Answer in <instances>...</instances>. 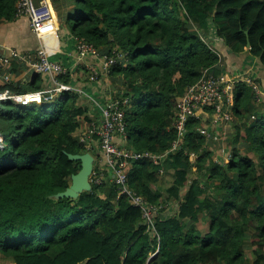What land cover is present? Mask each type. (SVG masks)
<instances>
[{
	"label": "trees",
	"instance_id": "1",
	"mask_svg": "<svg viewBox=\"0 0 264 264\" xmlns=\"http://www.w3.org/2000/svg\"><path fill=\"white\" fill-rule=\"evenodd\" d=\"M16 1L0 0V24L15 19ZM49 1L78 40L116 59L106 76L113 95L129 99V150L167 153L163 168L172 181L164 198L152 189L162 164L142 160L127 170L129 189L159 206L153 230L126 196L116 199L114 182L57 198L80 169L67 154L87 153L73 137L81 118L89 122L86 108L72 91L39 105L1 101L0 264H264V110L254 106L253 89L241 83L235 90L225 162L212 159L214 136L197 131L208 124L202 118L188 121L170 152L177 100L218 60L201 35L212 25L228 47L248 42L264 66V0ZM37 80L25 89L0 82V92H37Z\"/></svg>",
	"mask_w": 264,
	"mask_h": 264
},
{
	"label": "built area",
	"instance_id": "2",
	"mask_svg": "<svg viewBox=\"0 0 264 264\" xmlns=\"http://www.w3.org/2000/svg\"><path fill=\"white\" fill-rule=\"evenodd\" d=\"M15 17H24L28 21L29 29L38 40L55 30L56 17L54 9L49 0H17L15 4ZM76 50L79 58L93 57L102 64V70L107 74L108 69L116 62L113 56H104L95 47L77 39ZM13 65H23L30 68L33 74H49L53 78V86L49 90L30 92L26 94L11 93L8 89L0 92V102L10 100L20 106H27L30 103L41 104L56 98L61 92L72 91L69 85L60 83L59 79L67 75V70L61 64L48 59L46 50L41 47L35 52L21 53L17 50L8 52L6 57H0V81L9 84L10 76L8 69L12 70ZM90 80L94 81L97 76L96 71L90 67ZM243 81V82H242ZM250 86L255 93V100L259 90L249 79L239 77L220 76L213 74L211 69L202 72L196 83L187 87L185 93L180 97L175 105V116L173 117L171 128L176 131L177 140L172 143L170 152H174L181 145V140L187 133L186 127L190 119L202 118L208 124L202 126L197 131L205 137L219 139V132L211 135L213 127L229 125L235 121L233 114L235 90L239 84ZM128 98H112L103 103L93 102L97 116L89 118L88 127L82 131L76 130L73 137L86 150L90 152L93 145L98 148L101 157L105 161V168L100 172L92 173L89 176L91 186H98L106 181L115 183L118 188L117 199L126 196L134 207L142 212V217L148 227L153 230V217L157 214L159 206L148 204L140 196L135 195L127 184V170L134 162L150 160L153 164L161 163L166 154L151 155L132 153L129 150L126 128L125 109L129 107ZM209 110L211 112H209ZM254 116H251V120ZM211 130V132H209ZM96 136V142L93 141ZM197 155L189 154V160L194 161ZM101 161V160H99ZM93 169L98 166L97 161H93ZM158 242V241H157ZM158 246V245H157ZM157 250L150 255L152 258Z\"/></svg>",
	"mask_w": 264,
	"mask_h": 264
},
{
	"label": "crops",
	"instance_id": "3",
	"mask_svg": "<svg viewBox=\"0 0 264 264\" xmlns=\"http://www.w3.org/2000/svg\"><path fill=\"white\" fill-rule=\"evenodd\" d=\"M65 4L66 2L63 3V9L70 7H65ZM55 17V30L43 36L42 40H38L31 32L28 21L24 17H15L12 22L0 24V57H6L8 52L12 50L25 53L35 52L37 49L43 47L46 50L49 60L57 62L66 68V79L68 83L65 85H69L73 89L72 92L78 95V104L86 108L84 116L89 120L90 116H97L93 102L103 103L112 98L115 91L112 89L113 87L108 77L102 70V64L98 60L93 57H78L76 50L77 38L73 34L72 28L66 21L65 16L62 13L59 15L55 12ZM204 34L205 35H201L204 42L218 58L214 66L215 70L211 69L212 73L219 74L220 76L225 75L232 78L239 77L252 81L259 90V94L257 95L258 103H255L254 106L257 109L264 110V66L260 63L259 59L251 56L249 48L247 47H242L240 45L234 47L226 46L223 40L216 36L212 25ZM90 67L97 73L94 81L89 79L91 76ZM7 71L10 76L9 84L12 83L16 87L19 85L21 89H25L35 75L38 76L36 85L40 86L39 91L49 90L53 86V78L51 75L33 74L30 68L26 66H23V69L19 71L11 69ZM214 71L218 72L214 73ZM234 123L235 122L213 128H218L219 132L220 130L227 131V129L229 130L234 127ZM79 124V131L88 127V124L83 118H81ZM231 130L233 131V129ZM88 153L93 156L94 161H97L100 169L104 170V174H107V169L104 166L105 161L101 157L98 148L93 145V148ZM159 164H162V167L157 173L159 180L152 186V189L164 194L161 190V176L166 175L172 177L173 172L167 168H163V161ZM171 181L172 180H170V183ZM163 196L165 197V195ZM169 203L171 204V201H169L168 204ZM171 208L172 206L168 205L167 212H172L173 210H171ZM202 225L206 226L203 224V221Z\"/></svg>",
	"mask_w": 264,
	"mask_h": 264
},
{
	"label": "water",
	"instance_id": "4",
	"mask_svg": "<svg viewBox=\"0 0 264 264\" xmlns=\"http://www.w3.org/2000/svg\"><path fill=\"white\" fill-rule=\"evenodd\" d=\"M245 35L247 36V32H245ZM246 47L249 48L248 42L246 43ZM67 157L73 162H78L80 169L77 174L71 176L69 187L64 192L56 195V197L76 199L81 193L91 190L88 179L93 170L94 158L89 153L81 155L67 154Z\"/></svg>",
	"mask_w": 264,
	"mask_h": 264
},
{
	"label": "rangeland",
	"instance_id": "5",
	"mask_svg": "<svg viewBox=\"0 0 264 264\" xmlns=\"http://www.w3.org/2000/svg\"><path fill=\"white\" fill-rule=\"evenodd\" d=\"M112 89H114V88H112ZM112 96H114V95H112ZM213 129H214V131H212L213 135H214V133L216 134L217 132H219L218 128H213ZM231 129H233V128H230L229 130L227 129V131L226 130L225 131H221L220 130L219 139L218 140H216V139L213 140V143H212V145L210 147V150L213 151V155H212V159L213 160H217V161L223 163V162H225V160L229 156L230 142H231V140L233 138V131ZM194 171L195 170L190 171L189 174L194 172ZM161 177H162L161 190L164 192L163 195H165V197H166L167 193L165 192V190L170 185V180H172V178H170L171 176L168 177L166 175H163ZM106 182L108 184H111V181H106ZM117 196H118V194H117ZM116 199H117V197H116ZM171 210H173V209L171 208Z\"/></svg>",
	"mask_w": 264,
	"mask_h": 264
},
{
	"label": "clouds",
	"instance_id": "6",
	"mask_svg": "<svg viewBox=\"0 0 264 264\" xmlns=\"http://www.w3.org/2000/svg\"><path fill=\"white\" fill-rule=\"evenodd\" d=\"M106 75H107V74H106ZM30 104H35V105H39V104H36V103H30ZM30 104H29V105H30ZM29 105H27V106H29Z\"/></svg>",
	"mask_w": 264,
	"mask_h": 264
}]
</instances>
